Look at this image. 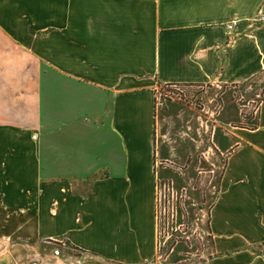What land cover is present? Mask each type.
Listing matches in <instances>:
<instances>
[{
  "label": "crops",
  "instance_id": "obj_1",
  "mask_svg": "<svg viewBox=\"0 0 264 264\" xmlns=\"http://www.w3.org/2000/svg\"><path fill=\"white\" fill-rule=\"evenodd\" d=\"M0 60L32 77L24 119L43 133L24 157L48 178L34 216L0 211L1 262L13 227L50 264H153L156 88L264 73V0H0ZM231 127L206 264H264V100L256 129Z\"/></svg>",
  "mask_w": 264,
  "mask_h": 264
},
{
  "label": "rangeland",
  "instance_id": "obj_2",
  "mask_svg": "<svg viewBox=\"0 0 264 264\" xmlns=\"http://www.w3.org/2000/svg\"><path fill=\"white\" fill-rule=\"evenodd\" d=\"M8 64L0 60V211L34 216L38 204L32 197L36 188L42 190L47 186L48 178L33 171L24 154L36 143L30 138L43 133V129L34 119H24L29 108L23 95L28 88L27 80L32 77L8 74ZM34 77L39 87L40 79ZM155 94L157 195L163 197L165 190L170 192L175 211L171 209L170 215H166L160 201L157 202L159 239L153 264H206L214 255L208 208L218 196L226 166V155L221 151L235 143L231 126L256 122L264 99V73L247 85L159 84ZM15 164L21 165L19 171L11 170ZM177 207H181L178 213ZM11 228L8 234L16 241L12 248L10 244L16 259L12 264H28L31 257L41 255L24 243L30 241L27 233L22 230L16 233ZM54 243L43 242V246L49 247L45 252L59 244ZM68 253L78 255L72 250ZM1 254L0 248V257Z\"/></svg>",
  "mask_w": 264,
  "mask_h": 264
},
{
  "label": "trees",
  "instance_id": "obj_3",
  "mask_svg": "<svg viewBox=\"0 0 264 264\" xmlns=\"http://www.w3.org/2000/svg\"><path fill=\"white\" fill-rule=\"evenodd\" d=\"M254 78H256V77H253L252 79H250V80H248V81H246V82H244V83H242L243 85H247L248 83H250V81H252ZM171 85V84H170ZM235 86H237V85H240V84H234ZM264 100V99H263ZM262 100V101H263ZM260 104H261V102H260ZM242 127H246V128H250V129H256L257 127H258V117H257V120H256V122H254V124H251V125H249V126H242ZM155 174L157 175L158 174V170H157V167H155ZM222 179V178H221ZM220 184H221V180H220ZM165 185L167 186H169L170 188H171V185H170V183H168L167 184V182H165ZM157 188H159V184H158V182H157ZM167 190H165V193H164V196L163 197H158V195H157V202H159L160 201V203H161V205H162V207H163V209H164V211H165V214L166 215H170V211H171V209H172V211L174 212L175 211V208H174V200H173V198H174V196L173 195H171V193L170 192H166ZM219 192H220V185H219V191H218V195H219ZM217 198H218V196H217ZM217 198H215V200H213L210 204H209V208H208V230H209V232L211 233V209H212V207L215 205V203H216V200H217ZM202 202H205V201H202ZM158 205H160V204H158L157 203V206ZM200 206V205H199ZM181 207H177L176 208V213H178L179 212V209H180ZM200 209L201 210H205V207H203V206H200ZM157 216H158V210H157Z\"/></svg>",
  "mask_w": 264,
  "mask_h": 264
},
{
  "label": "built area",
  "instance_id": "obj_4",
  "mask_svg": "<svg viewBox=\"0 0 264 264\" xmlns=\"http://www.w3.org/2000/svg\"><path fill=\"white\" fill-rule=\"evenodd\" d=\"M232 26L229 24L228 29H231ZM51 244H55L54 242L48 241ZM67 247V244L65 241H61L56 248L53 249V257L59 258L62 255V248ZM28 264H50L49 260L46 259L45 257H33L30 259Z\"/></svg>",
  "mask_w": 264,
  "mask_h": 264
}]
</instances>
